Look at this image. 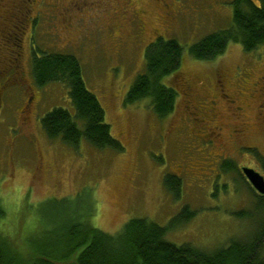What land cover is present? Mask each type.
<instances>
[{"label": "rangeland", "instance_id": "374dc122", "mask_svg": "<svg viewBox=\"0 0 264 264\" xmlns=\"http://www.w3.org/2000/svg\"><path fill=\"white\" fill-rule=\"evenodd\" d=\"M42 1L31 4L32 14L47 6ZM47 1L50 9L51 4L69 0ZM87 1L101 5L85 6L94 17L72 31L75 39L80 36L73 47L67 40L57 42L49 33L51 27L44 29L46 20L56 19L43 13L32 30H24L21 56L17 44L9 46L5 35L16 21L11 8L22 0L0 2V198L7 210L5 222H18L10 234L11 240L15 237L13 245L26 256L29 236L25 241V227L29 230L40 224L36 212L42 207L37 205L45 201V208H56V218L62 209L68 216L70 208L80 207L79 211L87 212L84 218L112 234L134 218H149L167 227L188 205L195 215L169 228L166 238L209 251L260 235L264 231L262 199L244 179L241 167L252 166L264 173V124L258 121L264 45L247 52L241 44L231 43L212 60L190 56L194 43L232 25V0ZM171 10L175 13L173 24L168 19ZM133 11H140L138 18L132 17ZM29 31L39 50L71 52L79 57L86 85L105 108L106 120L124 144V151L99 149L85 139L75 148L48 137L42 125L45 114L55 107L74 108L65 83L36 84L29 60ZM159 36L176 38L184 48L180 72L165 78L166 83L177 84L178 103L173 113L162 118L150 99L125 102L137 76L145 72L148 44ZM16 64L23 66L18 80L9 69ZM218 72L226 73L233 84H229L231 92L237 91L240 101L247 104L243 118L250 123L246 136L229 141L228 149L204 143L205 132L196 125L197 118L187 117L189 103L182 88L186 80L195 84L204 81L206 89L216 93L212 85ZM224 157L234 161L235 168L224 170ZM168 173L183 179L180 199L165 185ZM64 198L68 200L62 201ZM23 224L25 235H17L16 227ZM262 248L264 257V244Z\"/></svg>", "mask_w": 264, "mask_h": 264}, {"label": "trees", "instance_id": "16d2710c", "mask_svg": "<svg viewBox=\"0 0 264 264\" xmlns=\"http://www.w3.org/2000/svg\"><path fill=\"white\" fill-rule=\"evenodd\" d=\"M231 4L232 25L212 31L194 43L190 47L192 58L215 59L225 53L231 43L241 44L247 52L264 45V0H232ZM164 37L159 36L148 44L145 72L137 76L125 99L126 103L150 99L161 118L175 111L179 89L176 83H166L165 78L180 72L184 57L181 43L176 38ZM32 62L36 84L65 83L74 108L55 107L45 114L42 125L49 138L62 139L75 148L85 139L99 149L125 150L122 141L113 134L99 98L87 87L82 63L76 54L39 50L34 53ZM261 162L264 168V159ZM234 166L232 160L222 164L224 170ZM165 185L176 199L181 198L183 179L180 176L168 173ZM260 198L264 208V196ZM45 202L37 205L42 207L36 212L40 224H34L29 230L25 227L28 233L24 240L29 238L24 256L19 252L22 249L13 245L15 237L11 240L10 235L18 222H5L7 210L0 198V264H264V231L247 241L233 240L215 251L169 241L168 229L195 215L196 211L188 205L182 207L167 227L149 218H134L120 232L112 234L84 218L87 212L79 211L80 207L70 208L72 213L68 216L65 215L67 210L62 209L56 218V208H45ZM16 228L17 235H25L24 224Z\"/></svg>", "mask_w": 264, "mask_h": 264}, {"label": "flooded vegetation", "instance_id": "af4514ba", "mask_svg": "<svg viewBox=\"0 0 264 264\" xmlns=\"http://www.w3.org/2000/svg\"><path fill=\"white\" fill-rule=\"evenodd\" d=\"M0 2H4V0H0ZM39 2L40 0H22V3L20 5H15L11 8V12L15 14L13 21L15 19L16 21L11 27H9L11 31H9L8 34L5 35V38L9 46L10 43L17 44L15 46H17L18 48L17 50L19 56H21L24 50V30L26 28L32 30L36 19H38V17L43 13L56 19V22H47L46 20L43 25V27H45L44 29L49 30V28L51 27V31H49V33L53 34V38L57 40V42L59 40H67L68 43L72 44L73 47L76 41L80 39V36L75 39L73 37L72 31L78 29L80 27L79 24L89 19V17H94L92 15L89 16V14L86 12L85 6H96V4L101 5L100 2H91L89 4L87 0H69L67 3L64 2L60 5L51 4V7L49 9L50 1L44 0L42 1V3L45 2L47 6L45 7L42 5L39 12L34 15L32 14V11L34 9L31 4H38ZM17 13H20V15H17ZM139 13L140 11H133L132 17L134 15L135 19L136 17L138 18ZM174 16L175 13L173 10H171L168 13L170 24H173ZM79 30L81 31L82 29ZM28 33L30 45L29 60L33 61L34 53L38 52V49L40 48H38V46L32 42L30 34L31 32H27V35ZM16 60L18 61V58ZM9 69H12V77L15 76L17 80L19 79V76L22 75L21 73L23 72V66L20 64H16L15 67L12 66V68ZM206 84L207 83H205L204 81L195 84L191 80H186L182 83L183 94L187 96L186 99L189 103L187 105L188 111L186 110L189 114L187 115V117L197 118L196 120L198 121V123H196V125L199 128L201 127L203 133L205 132V136L202 137L201 134V139L205 144L218 145L221 148L228 149V145L230 143L229 141L242 139L241 137L243 135L246 136V132L249 129L250 123L248 122L246 117L243 118V114L246 110L247 104H245L243 101H240L237 91L231 92L229 87L230 83L227 80L226 73L218 72V78L215 80V84L212 85L213 87L217 88L218 92L213 93L209 91L208 89H206ZM230 85L233 84L231 83ZM259 91L261 100L258 103V121L264 124V76L260 83ZM32 100L33 96L31 95L29 101L32 102ZM191 107L193 108V111L189 112L191 110ZM236 121H240V123H236ZM226 130H228L227 133ZM225 160L229 159L224 157L222 161L224 162ZM222 161L221 163L223 164ZM243 167L244 166H242L241 168ZM244 179L246 178L244 177ZM246 181L248 182L247 179Z\"/></svg>", "mask_w": 264, "mask_h": 264}, {"label": "water", "instance_id": "95a60500", "mask_svg": "<svg viewBox=\"0 0 264 264\" xmlns=\"http://www.w3.org/2000/svg\"><path fill=\"white\" fill-rule=\"evenodd\" d=\"M243 173L254 186V188L262 195H264V175L256 171L254 168L244 167Z\"/></svg>", "mask_w": 264, "mask_h": 264}]
</instances>
